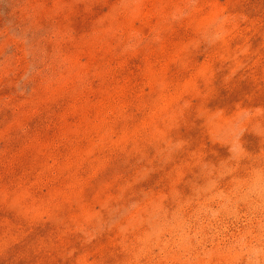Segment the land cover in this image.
Wrapping results in <instances>:
<instances>
[{
    "label": "rangeland",
    "instance_id": "obj_1",
    "mask_svg": "<svg viewBox=\"0 0 264 264\" xmlns=\"http://www.w3.org/2000/svg\"><path fill=\"white\" fill-rule=\"evenodd\" d=\"M0 264H264V0H0Z\"/></svg>",
    "mask_w": 264,
    "mask_h": 264
}]
</instances>
